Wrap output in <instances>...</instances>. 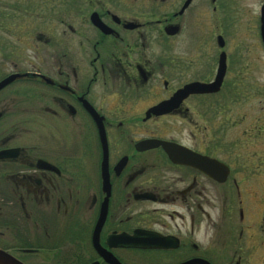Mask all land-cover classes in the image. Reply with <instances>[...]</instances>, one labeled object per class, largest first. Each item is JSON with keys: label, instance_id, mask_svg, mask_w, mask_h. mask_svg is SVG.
<instances>
[{"label": "flooded vegetation", "instance_id": "flooded-vegetation-1", "mask_svg": "<svg viewBox=\"0 0 264 264\" xmlns=\"http://www.w3.org/2000/svg\"><path fill=\"white\" fill-rule=\"evenodd\" d=\"M263 4L0 0V264H264Z\"/></svg>", "mask_w": 264, "mask_h": 264}, {"label": "rangeland", "instance_id": "rangeland-1", "mask_svg": "<svg viewBox=\"0 0 264 264\" xmlns=\"http://www.w3.org/2000/svg\"><path fill=\"white\" fill-rule=\"evenodd\" d=\"M263 0H238V5L240 6V12L237 13L234 18L237 17V23L242 24V43H243V55L247 56L251 54L249 46H250V38L245 36L246 31L243 30L245 28V24L249 22L250 17L253 18V16L256 15L257 9H259V6ZM258 7V8H257ZM229 22V21H228ZM248 47V50H245V48ZM261 54V52H259Z\"/></svg>", "mask_w": 264, "mask_h": 264}, {"label": "water", "instance_id": "water-1", "mask_svg": "<svg viewBox=\"0 0 264 264\" xmlns=\"http://www.w3.org/2000/svg\"><path fill=\"white\" fill-rule=\"evenodd\" d=\"M263 18H264V4H263V6H262V11H261V21H263ZM262 31H263V29H262ZM217 78H219V72H218V76H217ZM188 87H190V86H188ZM176 102V99L174 100V103Z\"/></svg>", "mask_w": 264, "mask_h": 264}]
</instances>
